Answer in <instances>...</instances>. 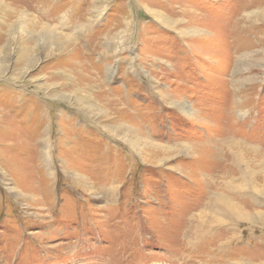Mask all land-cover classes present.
<instances>
[{
	"label": "rangeland",
	"instance_id": "374dc122",
	"mask_svg": "<svg viewBox=\"0 0 264 264\" xmlns=\"http://www.w3.org/2000/svg\"><path fill=\"white\" fill-rule=\"evenodd\" d=\"M0 264H264V0H0Z\"/></svg>",
	"mask_w": 264,
	"mask_h": 264
},
{
	"label": "bare ground",
	"instance_id": "6f19581e",
	"mask_svg": "<svg viewBox=\"0 0 264 264\" xmlns=\"http://www.w3.org/2000/svg\"><path fill=\"white\" fill-rule=\"evenodd\" d=\"M45 32H46V31H45ZM145 76H146V75H145ZM149 82H150V81H149ZM233 144H234V143H233ZM232 146H233V145H232ZM131 147H134V148H135V146H133V145H132ZM147 159H148V158H147ZM226 173H227V172H226ZM224 183H225V182H224ZM230 187H231V185L227 187L225 184H222L220 188H222L223 190H224V189L230 190V189H229ZM221 194H222V193H217V194H216V196H215V198H214V201H213V199H212V205L215 204L213 207H215V206L218 205V204H223L224 206L226 205L225 207L222 206L221 209H225V211H227V214H229V213H228V210L231 209V207H232V209L234 210V209H235V205L232 204V203H230V204L227 203V200L224 198V196L222 197ZM209 195H210V194H209ZM212 196H213V195H212ZM210 205H211V204H210ZM219 209H220V208H218V211H219ZM221 211H222V213H225V211H223V210H221ZM232 212H233V211H232ZM230 213H231V212H230ZM233 213H234V212H233ZM237 214H238V213H237ZM235 215H236V214H235ZM195 226H196V225H195ZM197 232H198V231H197ZM197 232L192 231L191 233H193L194 236H196L197 234H198V235H201V233H202V232H199V233H197ZM196 233H197V234H196ZM200 239H201V238H200ZM195 243H196V241H195Z\"/></svg>",
	"mask_w": 264,
	"mask_h": 264
}]
</instances>
